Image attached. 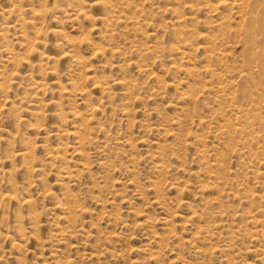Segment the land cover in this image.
I'll list each match as a JSON object with an SVG mask.
<instances>
[{"label":"rangeland","instance_id":"1","mask_svg":"<svg viewBox=\"0 0 264 264\" xmlns=\"http://www.w3.org/2000/svg\"><path fill=\"white\" fill-rule=\"evenodd\" d=\"M0 264H264V0H0Z\"/></svg>","mask_w":264,"mask_h":264},{"label":"bare ground","instance_id":"2","mask_svg":"<svg viewBox=\"0 0 264 264\" xmlns=\"http://www.w3.org/2000/svg\"><path fill=\"white\" fill-rule=\"evenodd\" d=\"M223 3V2H222Z\"/></svg>","mask_w":264,"mask_h":264}]
</instances>
